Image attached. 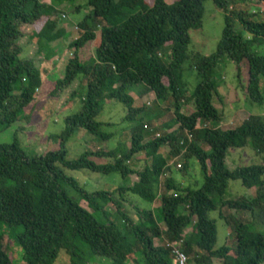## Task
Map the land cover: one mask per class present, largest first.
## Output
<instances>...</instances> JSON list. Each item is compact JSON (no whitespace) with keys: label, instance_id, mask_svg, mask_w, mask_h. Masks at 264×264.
<instances>
[{"label":"trees","instance_id":"16d2710c","mask_svg":"<svg viewBox=\"0 0 264 264\" xmlns=\"http://www.w3.org/2000/svg\"><path fill=\"white\" fill-rule=\"evenodd\" d=\"M63 1L76 0H52ZM207 1L223 13L221 38L213 54L190 55L189 33L201 28ZM236 1L244 0H175L172 4L165 0H85L88 12L76 24L79 35L69 45L73 58L49 94L56 98L79 76L86 82L80 111L65 119L64 131L48 137L58 149L29 157L16 137L10 144H0V264H55L62 253L69 264H126L131 257L132 264H173L165 245L179 242L187 264H213V260L219 264H264V232L257 229L264 226V165L230 170L226 164L229 153L245 147L256 155L264 154V121L250 115L238 126L222 129L221 113L213 104L217 95L213 73L224 58L235 64L238 74L246 65L245 97L251 104L263 103L264 54L259 49L264 47V20L253 18L264 13V0H250L255 8L252 14L229 11ZM52 2L0 0L3 129L18 123L43 85L34 61L21 58V27L44 20L35 37L46 60L49 45L60 41L66 32L59 28L64 16L56 17ZM81 9L79 6L75 12ZM93 42V57L80 61L77 51ZM186 71H194L198 79L193 90L185 79ZM139 85L153 94L158 107L166 104L173 113L164 125L166 132L147 141L146 125L138 120L148 113L146 107L134 108L128 94ZM106 101L126 108L125 122L138 121L131 129L130 147L86 150L78 159L69 160L66 144L77 132L109 138L96 122ZM186 107H190L187 113ZM163 148L168 151L166 156L160 153ZM140 155H144V167L137 171L128 164ZM92 158L109 162L97 164ZM179 159L182 165L177 169ZM192 159L203 177L197 189L183 186L174 176L175 171L186 175L187 161ZM65 170L114 173L124 179L135 175L138 181L132 186L88 192ZM229 181H239L255 195L226 200ZM155 202L158 206L153 209ZM109 206L114 207V213ZM129 207L135 210L137 220ZM232 211L246 213L250 220L243 222ZM212 212H218L219 219L232 230V247L215 249L217 227L209 218ZM156 240L163 244L156 246ZM8 243L18 248V259L9 258Z\"/></svg>","mask_w":264,"mask_h":264},{"label":"rangeland","instance_id":"374dc122","mask_svg":"<svg viewBox=\"0 0 264 264\" xmlns=\"http://www.w3.org/2000/svg\"><path fill=\"white\" fill-rule=\"evenodd\" d=\"M151 3L153 0H146ZM167 4H172L175 0H165ZM45 4L50 5L52 0H40ZM56 9V17H63L59 28L66 30L60 41L50 44L48 50L49 60L43 58L44 53L39 52L37 38L35 34L38 32L42 22L35 25H24L21 27L22 37L19 41L22 47L21 58L33 60L36 67L39 69L42 76V88L35 95V101L31 103L26 112L22 114L18 123L10 128L3 129L0 127V144H10L14 137L17 138L19 146L24 153L29 157L44 155L47 152L56 151L58 145L49 141L51 135H59L65 129V119L68 116L76 114L80 111L81 100L86 92V82L83 77L79 76L67 89L58 93L56 98L50 97V92L58 80L63 79L65 67L70 59L73 58L74 50L69 49V45L78 38L76 24L80 22L87 14L88 9L84 6L85 0L63 1L61 3H51ZM82 9L79 13L75 12L77 7ZM204 17L202 26L198 30L190 31V44L188 53L190 55L200 54L209 56L216 51L217 44L221 38L224 28L223 13L217 9L211 1H207L204 5ZM229 11H247L252 14L255 8L251 5L250 0L236 1L229 5ZM254 20H264V13L260 14ZM58 15V16H57ZM96 43H89L77 51L80 61H89L93 57V51ZM261 54H264V47L260 48ZM188 64H186V67ZM185 79L189 84V89L193 90L198 79L194 71H186ZM213 79L217 84V95L213 98L215 108L221 113L222 129H230L238 126L243 120L250 115L259 116L264 121V79H261L260 90L263 95V103L261 105L251 104L245 97L244 87L247 84V67L241 66V72L238 74L235 64L227 58L222 59L213 73ZM134 100V108L146 107L147 114H142L139 119L143 120L145 132V141L162 135L166 132L164 125L173 117L171 110L166 104L158 107L153 94L146 90L142 85L134 87L128 93ZM190 110V107L184 108V112ZM126 108L116 101H106L102 112L96 118V122L102 124L101 130L109 135V138L101 140L95 138L85 131H79L66 144L69 160L78 159L86 150L97 152L99 150L111 151L113 149L126 150L130 147L131 129L137 125L135 123L125 122ZM176 126L171 129L175 130ZM161 155L168 154L167 149L163 148L160 151ZM97 164H104L108 160L93 159ZM144 155L137 156L129 162V166L137 171L144 167ZM174 163V162H173ZM189 170L186 175H180L178 171L174 172V176L180 179L179 183L183 186H190L193 189L200 188L203 183V177L200 172L199 164L194 160L187 161ZM178 164L182 165V161L177 160ZM227 167L234 170L238 167L250 165H264V154L256 155L255 152L245 147L243 149L234 150L228 154ZM178 169V167H177ZM65 174L76 179L79 184L88 192L103 190L110 187L128 185L132 186L138 181L135 175L127 179L122 178L119 174H101L94 173L88 170L69 171L65 170ZM255 195L254 190H246L239 181H229L228 189L225 194L226 200H234L240 197L250 198ZM144 207L147 204L142 202ZM81 206L87 208V205L82 202ZM153 209L157 208L158 202L152 205ZM130 208V207H129ZM109 210L114 213L113 206H109ZM131 216L137 220V214L133 208L129 210ZM157 214V211H154ZM227 215L228 212L224 211ZM235 218L241 221L250 220V216L246 213H235L232 211ZM209 218L216 221L217 227V243L215 249L222 246L232 247L234 245V237L232 230L225 226L224 221L219 219L218 212L209 214ZM255 224L257 223L254 221ZM161 230L165 231L163 225ZM258 231L264 232V226L258 225ZM256 229V230H257ZM8 238L5 237L4 244L7 245ZM163 243L155 241L156 246ZM165 244V243H164ZM11 248L8 250L9 258L12 260L18 259V248L13 244L8 243ZM133 258H129L126 264H132ZM55 264H69V258L65 253L60 254ZM94 264H106L105 262ZM213 264H219L213 260Z\"/></svg>","mask_w":264,"mask_h":264},{"label":"clouds","instance_id":"9594fccd","mask_svg":"<svg viewBox=\"0 0 264 264\" xmlns=\"http://www.w3.org/2000/svg\"><path fill=\"white\" fill-rule=\"evenodd\" d=\"M165 246L171 252V255L173 257V264H177V263H175V261H176V256L174 254V250L175 249L178 250L185 257V264H187V258H186V256L180 250V242L179 243H174V244L173 243L172 244H166Z\"/></svg>","mask_w":264,"mask_h":264},{"label":"built area","instance_id":"2783aa9c","mask_svg":"<svg viewBox=\"0 0 264 264\" xmlns=\"http://www.w3.org/2000/svg\"><path fill=\"white\" fill-rule=\"evenodd\" d=\"M174 254L176 256V261L175 263L177 264H185V257L178 251V250H174Z\"/></svg>","mask_w":264,"mask_h":264}]
</instances>
